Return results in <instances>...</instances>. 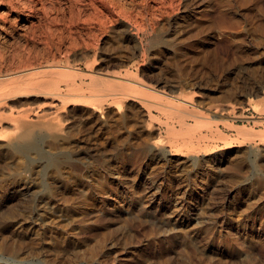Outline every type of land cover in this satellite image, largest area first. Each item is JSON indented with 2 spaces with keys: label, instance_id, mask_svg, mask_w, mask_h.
<instances>
[{
  "label": "rangeland",
  "instance_id": "374dc122",
  "mask_svg": "<svg viewBox=\"0 0 264 264\" xmlns=\"http://www.w3.org/2000/svg\"><path fill=\"white\" fill-rule=\"evenodd\" d=\"M199 1L200 4L194 5L189 24L176 28L172 19L161 28L159 36L167 42L153 44L150 41L153 31L151 35L139 34L146 42L141 49L122 41L121 49L127 58H119L110 43H101L100 35L94 39L100 49L94 45L88 51L92 56H86L87 52L83 53L85 56L78 55V48L74 49L68 42L60 47L56 42L53 45V29L47 31L52 24L49 26L47 20L42 19L40 28L41 23H37L38 27L20 30L13 23L14 14L6 12L8 4L4 2L6 5L0 6L2 13L6 12V20L0 18V23L7 28L0 32V41L4 42H0V47L4 45L0 54L9 55H0L8 60L0 58L1 64L6 62L0 64V74H5L8 66L7 72H13L11 70L22 65L58 64V61L61 65L73 61L76 66L85 68L98 59L99 64L92 63L93 68L105 75L109 72L132 74L136 82L131 85L141 97L129 104L135 109L149 110L154 116L129 114L119 123L107 121V113H103L101 119H96V113L87 118V110L83 112L75 107L70 115L81 122L79 130L77 128L74 135L61 142L53 143L44 138L40 143L45 149L44 156L49 157L54 151L59 153V159L71 156V159L67 157L68 170L63 179L68 190L53 193V198L58 200L52 207L53 214L64 213L69 218L51 220L47 218L50 211L45 212L47 216L40 217V225H34L37 231L30 232L32 235L38 232L39 243L45 245L46 250L43 247L42 251L28 249L25 245L28 239H23L25 242L17 239L16 252L0 253V258L3 254L1 263H7L5 260L8 264L18 263L21 258L20 264H264V0H211L212 10H206V0ZM47 27L51 40L42 30ZM38 35L43 37V43ZM46 38L50 42L45 41ZM69 50L73 52L68 57ZM29 55L33 61L28 64ZM14 56L16 59L12 62ZM56 57L62 61H57ZM19 58L20 61L26 58L25 64L22 60L20 65ZM79 58L82 61L76 60ZM16 61L19 66L14 68ZM34 76L40 78V75ZM86 81L89 82L87 77ZM46 88L41 90L48 93L53 87ZM42 93L12 99L11 104L37 107L48 95ZM178 97H191L186 109H194L197 114H175L156 103L158 99L167 102ZM225 103L229 107L221 109ZM112 105L117 115L128 112L125 105ZM180 122L185 125L181 126ZM170 125L173 127L169 128ZM241 126L250 127L255 133L243 137L237 131ZM184 144L188 145L186 148L206 145L209 150L196 147L190 152ZM227 145L232 147L230 157L220 153ZM181 146L183 150H178ZM192 157L200 161L191 163ZM0 158L1 193L14 175L18 176L19 161L14 156ZM44 170L42 175L34 173L33 176L47 181L50 171ZM37 187L25 199H30L40 188ZM23 198L12 203L19 208ZM5 199L2 196L0 203ZM65 208L70 212H62ZM9 209L8 205H1L0 213ZM59 233L68 235L67 239L56 238ZM18 242L24 243L21 251ZM49 250L54 252L53 256ZM57 251L62 252L61 257ZM44 253H51L50 256L57 258L56 263L50 256L43 259Z\"/></svg>",
  "mask_w": 264,
  "mask_h": 264
},
{
  "label": "bare ground",
  "instance_id": "6f19581e",
  "mask_svg": "<svg viewBox=\"0 0 264 264\" xmlns=\"http://www.w3.org/2000/svg\"><path fill=\"white\" fill-rule=\"evenodd\" d=\"M4 2H6L8 4L6 6L7 14L8 13L14 14L12 17L13 23L19 29L21 28L20 30L31 29L32 27L36 26L37 23L39 25V23L42 22V19H45L43 21L47 20L49 22V24L47 23L49 26H51L50 25V23H51L52 28L50 27L51 28L50 29L49 27H47L46 29L42 28V30H45V34H46L47 33L46 30L48 28H49V30H47V31H50L53 29L51 31L52 33L48 32V33L53 34V36H52L53 39H52V37L48 38V36H51V35H48V33L46 36L48 39H50V40L52 39L51 40V42L53 41L52 43L56 42V45L59 47L62 44L66 45V42H68V44L71 47H73L74 49L78 48L77 49V51L79 52L78 55L87 52L86 56H88L91 54L90 52H89L90 54H88V51H91V48L94 45L95 46L97 45L96 44L97 41L95 42L94 39H97V36L100 35L99 38H100L101 43H103V44H107V43L109 44L110 43V45L113 46L115 53L119 58H127L126 53L121 49V43H123L122 41L131 42V43H133L134 47L141 49V48H143V45L146 42H145V38L139 34H141V33L147 34L148 33L147 35H151V33L153 31V33L151 35V40L149 39L153 44H156L159 41L167 42V39H162V37L159 36V35H162V34H160L161 28L166 23H169L172 19H174V21H175V27L176 28H179L181 25L189 24L190 19L192 17L191 13H193L192 11H194V9H193L194 5L200 4L201 1H199V0H0V6L2 4L6 5V3H4ZM204 4H205L206 10H212L211 0H206L204 2ZM2 12H4V11L0 10V18L3 20H6L5 19L6 18V16H5L6 12L4 13L5 15ZM51 12H53V13L49 14ZM194 17H196V16H194ZM44 24H45V22H44ZM42 25L43 24L41 23V25H39V28ZM4 26L0 23V32L4 31V29H7ZM36 27H38V26H36ZM149 30H150V32H149ZM8 31H9V29H8ZM31 31H33V30H31ZM26 32H25V35H26ZM28 32H29V30H28ZM17 33H19V32H17ZM32 33L33 34L30 33V35L35 36L34 31ZM12 35H13V33H12ZM19 35H21V34H19ZM38 36H40V35H38ZM41 36H43V34ZM23 37H24V35H23ZM7 38H9V37L7 36ZM27 38H28V36H27ZM47 38L45 39V41H48ZM12 39H11V41H12ZM36 39H35V41H36ZM42 39H43V37H41L40 42L42 41ZM4 40H5V38H4ZM20 40L21 39H19V42H20ZM31 40H30V42H31ZM50 40L48 42H50ZM13 41H15V40H13ZM0 42H2V41H0ZM27 42H28V40H27ZM36 42H38V41H36ZM2 43H4V42H2ZM22 43H23V41H22ZM41 43H43V42H41ZM44 43L46 44V42H44ZM52 43H49L48 45L50 46V44H51V46H52ZM0 45H2V44H0ZM9 45L11 46V44H9ZM20 45H21V43H20ZM20 45H17V46H20ZM24 45H21V47H23ZM53 45H55V43ZM30 46H31V49L34 50L32 45H30ZM57 46L55 47V49L57 48ZM70 46H68V47H70ZM1 47H4V45ZM1 47H0V50H1ZM42 47H44V46H42ZM97 47L99 48L100 45L96 46V49H97ZM49 48H46V49H49ZM14 49H15V46H14ZM16 49H15V51H16ZM18 49H20V47H18ZM63 49H64V47H63ZM33 50H29V52L34 53L35 50L34 51ZM60 50H62V49H60ZM20 51H19V53L24 54L23 52H20ZM71 51L69 50L68 57L73 52V51L72 52ZM97 51L95 52V54L97 53ZM99 51H101V50H99ZM9 52H10V50H9ZM37 52H39V51H37ZM5 53H6V51H5ZM17 53L18 52H16V54ZM33 53H32V55H33ZM40 53H42V52H40ZM45 53H47V52H45ZM64 53H65V51H64ZM66 53H68V51ZM2 54H4V53L2 52L0 55L2 56ZM21 54H19V56H22ZM7 55L8 54H6L5 56H7ZM13 55H15L14 52H13ZM30 55H29V59L31 57ZM35 55H37V54H35ZM52 55L54 56L55 53ZM60 55H62V54H60ZM65 55H67V54H65ZM5 56L0 57L1 60H3V59L7 60L5 58ZM19 56L16 55L17 58ZM62 56H64V55H62ZM83 56H85V55L83 54ZM91 56H92V54H91ZM38 57H41V54H40V56H37V58ZM68 57L67 58L65 57L66 60H69ZM94 57L96 58L97 56H94ZM94 57H92V58L94 59ZM14 58H15V56L12 58V62H13ZM20 58H19V61H20ZM26 58H24V60ZM33 58L37 59L34 56H33ZM40 59H42V58H40ZM53 59H55V58L53 57ZM53 59H52V61H53ZM70 59H72V57ZM22 60H23V58L21 59V61ZM24 60H23V62L25 64L26 60L25 61ZM37 60H39V59H37ZM43 60H44V58H43ZM56 60H57V57H56ZM58 60H61V59H59V57H58ZM76 60L82 61L81 58L76 59ZM76 60L74 62H76ZM122 60L124 61V59H122ZM21 61H20V65H22L21 63H23ZM30 61H33V60L30 59L28 61V64ZM80 61H77V62L79 63ZM88 61H89V59H88ZM92 61H93L92 63H94L95 59ZM96 61H99V60L97 59ZM9 62H10V60H9ZM14 62H15V60H14ZM59 63H60L59 61H58V64H57V62L56 63H53V62L49 63L48 62L45 64L39 63L41 65L36 64L37 66H34L35 65V63H34V64H32V66L28 65L30 67H23L24 65L19 66V63L17 64V61H16L17 65H14V68H15V66H19L20 67V68L18 67L19 69H17V67H16V70H11L13 72H9V71L7 72V68L9 67L8 66V67H6L5 74H0V157L2 155L14 156V157H17V159L19 161V168L17 169L18 176L16 177L17 174H15L14 179L11 180L12 182L7 187L4 188V191H1V193H0V200L2 199V196H3V198L4 197L6 198L2 203H0V207H1V205H8L10 207V209L8 211L0 213V253L6 252V251H10V252L12 251L13 252L14 250L16 252V249H18V248L15 247L14 242H17V239L21 242H25V241H23V239H25V238L28 239L27 243L25 244L28 249L34 248V249H37L38 251H40V249H41V251H42L43 248L45 247V245L43 247L41 245V243H39L40 237L37 235L38 232H34L33 235L31 234L32 229H33V231L34 230L37 231L36 229H34V225H36V224L40 225V223L42 222V220H40L41 219L40 217L43 216L44 214H46L45 212L50 211L49 213H47L48 216H47V214H46V216H47V218H50L51 220L56 219V221H62L63 219L69 218L67 216L68 214L66 216L64 215V213L55 215V214H53L54 212L52 211V207L57 205V203H55V200L57 198L56 197H55V199L53 198V193L56 192L57 190H60L61 193L66 192V190H68V186H67L68 184L66 185V183L63 179L65 178V175H64L65 172H67V170H68L66 167L68 166L67 163H69V162H67V157H69V156L65 155L66 159H59V157H58L59 153L57 154L56 151H54V152L52 151L53 153L49 157L47 156L48 155L47 153H46L47 155L44 156L45 149L43 150V148H41L40 143L43 141L44 138H46L47 140L48 139L51 140L53 143H56L58 141L61 142L60 140H63L65 138L68 139L69 135H71V136H72V134L74 135V131L78 128V124L80 122V121L78 122L77 117L72 118L70 115L75 110V107H79L83 112L87 110V115H86L87 118L93 117L96 113L97 114L96 119H101L102 114L107 113L106 114L107 118H108L107 121L111 120V121L119 122V123H121V121L122 122L125 121L126 118H128L129 114L133 117L145 116L147 114L150 117H154L151 111L148 110L145 112L143 109H137V108L135 109L134 107H132L129 104V102L130 103L136 102L137 101L136 99L141 97L140 94H138L135 91V89L133 88V86L131 85L132 83L136 82V80L133 79L132 74H130V73L128 74L125 72L124 73L109 72L105 75L101 71H98L97 69L93 68V65L95 63L93 65L91 63V65H88V66L86 64L85 68L76 66V64L73 63V61L72 62L68 61L67 64H63V65H61V63L59 65ZM88 63L90 64V62H88ZM4 64H6V62L1 64V65H4ZM97 64H99V63H97ZM97 64H95V65H97ZM8 65H9V63H8ZM10 66H12V65H10ZM25 66H27V65H25ZM1 67L3 68L4 66H1ZM2 68H1V70H2ZM8 70H10V69H8ZM126 71H128V70H126ZM2 72L3 71H1V73ZM34 75H36V77H37V75L38 76L40 75V78H38V77L34 78L35 77ZM86 77L89 79V82L86 81ZM141 84H144V83H141ZM44 86L45 87L47 86L46 89L53 87L52 91H50V89H49L48 93L47 92L44 93V91L41 90V88ZM154 90H156V89H154ZM41 92H43L44 94H48L47 96H45L44 102L42 101L43 102L42 105H39L40 104L39 103L38 105H36L37 107H33V105H32V107H30L31 105H29V107H28V105L27 106L19 105L21 107H18L15 104H11L12 99H15V98L21 99L23 97L25 98L28 96H39ZM190 98L191 97L183 99L181 97H178L176 100H168L167 102L163 101L162 99H158L156 101V103L158 105H160L161 107H166V109H168V111L175 113V114L187 113L188 115H196L197 113H195L194 109H186L187 103L191 102ZM112 104L125 105L126 107H128V112L127 113L124 112L122 114L117 115L116 109L113 110L110 107ZM228 107H229V104H227V103L221 105V109H227ZM102 120L105 122L104 118ZM3 122H7L8 124H6V126H3V124H2ZM180 125L181 126L185 125V123L180 122ZM171 127H173V125L169 126V128H171ZM78 130H79V128H78ZM237 131H238V134L243 136V137H248V136H251L252 134L255 133L254 129H252L250 127L245 128L242 126L237 127ZM187 146L188 145L185 146V144H184V148H186ZM182 147L183 146H181L177 149L183 150ZM196 147L201 148L202 145L200 144L199 146L196 145V146H192V147L189 146L186 149H188L190 152H194ZM54 148H56V147H54ZM201 149L208 151L209 147L206 145H203V147ZM232 152H233L232 147L227 145V147L224 150H222V152H220V153H223L224 155H228L230 157ZM173 154H177V153H173ZM46 156L48 159H45ZM62 157H64V155ZM69 158H68V160H69ZM198 160H199V158L192 157L191 163L197 164ZM44 169L50 171V176L48 177L47 181H45V180L43 181V180L39 179L38 177H37L38 178L37 179L35 175H34L35 177L33 176L34 173L36 175L41 174V171ZM45 170H44V172H45ZM66 174H68V173H66ZM45 176H46V174H45ZM33 177L37 180L35 181ZM37 186L40 187L37 190V191L40 190L39 193H37V191H36L37 194L36 193L33 194L31 196V198L29 197L30 199H25L27 195H31L30 193L33 192L34 187H37ZM64 196L65 195H63L62 197H64ZM20 197H22V198L24 197L23 198L24 202L21 203L19 208H17L14 206V203H12V201H15V200L19 201ZM27 198H28V196H27ZM66 203H64V204H66ZM66 206H68V203ZM176 208H178V207H175V209ZM176 210H174V211H176ZM179 210L180 209H178V211ZM62 212L69 213L70 211L68 212L67 208H65L64 210H62ZM171 214H173V213L171 212ZM181 221H182V219H181ZM49 222H50V220H49ZM66 224H67V222H66ZM7 235L9 237V239H12L11 242H9V243H8L9 239H7L8 237H5ZM65 236L63 234H60V233L56 234V238L57 237L60 239L64 238V240L62 239L63 241H65L67 239L68 235L66 237ZM47 239H48V237H47ZM42 241H44V240H42ZM45 241H47V240L45 239ZM63 241H62V243H63ZM21 242L20 243L18 242V243L21 244ZM47 242H50V241L48 240ZM52 242H54V240ZM227 243H229V242H227ZM22 244H24V243H22ZM22 244H21L20 251H21V249H23ZM219 244H220V242H219ZM59 245H61V244H59ZM50 246H51V244H50ZM226 246L227 245L225 244V247ZM34 249L32 251H34ZM24 250H26L25 247H24ZM44 250H46V248H44ZM57 250H59V249H57ZM49 251H51V250H49ZM54 251H56V249ZM60 251H62V250H60ZM60 251H57L58 255H59V253L62 254V252H63V251L62 252H60ZM57 252H56V254H57ZM25 253H24V256L26 255ZM51 253H53L52 254V256H53L54 252L51 251ZM51 253H49V254L44 253L41 256L43 257V259L47 260V258L50 256ZM15 254H17V253H15ZM34 255L38 256V254H34ZM9 256H10V254H9ZM28 256H29V254H28ZM41 256H40V258H42ZM52 256H50V257H52ZM55 256H57V255H55ZM2 257H3V254H2ZM2 257L0 258V261L2 260ZM18 257H19V254H18ZM20 257L23 258L22 255ZM59 257H61V255H59ZM7 258H8V256H7ZM13 258H14V256H13ZM15 258H17V257H15ZM38 258H39V256H38ZM52 258H53V260H52L53 263H56L55 261L57 258H55V257H52ZM20 259H19V262L21 261ZM64 260H66V259L64 258ZM3 261H4V258H3ZM5 261H7V263L6 262L5 263L8 264V260H5ZM11 261H9V262H11ZM25 261H26V259H25ZM14 262L15 261H13V264H14ZM27 262H29V261H27ZM18 263H16V264H18ZM24 263H22V264H24ZM30 263H28V264H30ZM48 263L52 264V262H48ZM48 263H46V264H48ZM1 264H3V263H1ZM40 264H41V262H40Z\"/></svg>",
  "mask_w": 264,
  "mask_h": 264
}]
</instances>
